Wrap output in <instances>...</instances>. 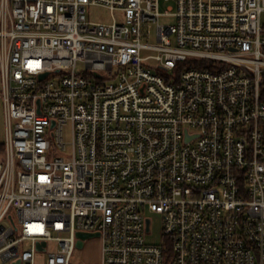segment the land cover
I'll return each mask as SVG.
<instances>
[{"label": "built area", "instance_id": "1", "mask_svg": "<svg viewBox=\"0 0 264 264\" xmlns=\"http://www.w3.org/2000/svg\"><path fill=\"white\" fill-rule=\"evenodd\" d=\"M161 1L0 0L3 262L264 264V0Z\"/></svg>", "mask_w": 264, "mask_h": 264}, {"label": "rangeland", "instance_id": "2", "mask_svg": "<svg viewBox=\"0 0 264 264\" xmlns=\"http://www.w3.org/2000/svg\"><path fill=\"white\" fill-rule=\"evenodd\" d=\"M170 7H173L172 10H170L169 8ZM161 11L163 13H167V15H163L161 18H160V23L161 24H164V25H173L176 23V19L175 17H173L172 15H170V13L172 12H175L176 11V1L175 0H169V1H166V0H162L161 1ZM89 18L92 20V21H95V22H111L112 21V13L110 10H108L107 8L105 7H99V6H94V7H91L89 9ZM262 24L264 26V13L262 15ZM151 28V32H152V35H151V38L149 40L150 43H155L157 41V38H156V35H157V24L156 23H153L151 24L150 26ZM79 70H83L84 69V66L82 64L79 65L78 67ZM5 135H6V125H5V116H4V110H3V105H2V102H1V99H0V145L4 143L5 141ZM71 125L68 124L66 127H65V138L66 140H70L71 139ZM150 217L154 220V225H155V233L156 231H158L159 229V225H160V220H159V217L154 215V214H151ZM152 234L151 235V238H154L156 239L157 241L160 240V237L157 236L156 234ZM99 237H93V238H90V239H87L86 240V243H90V248H91V254L92 252H96L98 247H97V242H99ZM55 246V244H50L49 245V249H53ZM85 250L86 248H77L76 249V252H75V255H74V258H73V264H79L83 259H84V256H85ZM44 253H40L39 254V258H38V262H42L43 261V258H44ZM0 264H10V262H3L0 258Z\"/></svg>", "mask_w": 264, "mask_h": 264}, {"label": "crops", "instance_id": "3", "mask_svg": "<svg viewBox=\"0 0 264 264\" xmlns=\"http://www.w3.org/2000/svg\"><path fill=\"white\" fill-rule=\"evenodd\" d=\"M97 251L96 252H92L91 254V248H90V243H86L84 245V249L85 250V256L84 259L79 263V264H101L102 263V243L101 240H99V242H97ZM75 255V253H74ZM74 258V257H73ZM72 264H73V259H72Z\"/></svg>", "mask_w": 264, "mask_h": 264}, {"label": "water", "instance_id": "4", "mask_svg": "<svg viewBox=\"0 0 264 264\" xmlns=\"http://www.w3.org/2000/svg\"><path fill=\"white\" fill-rule=\"evenodd\" d=\"M44 76V75H43ZM100 234L97 233H88V232H79L78 233V237H79V242H78V248H83L85 245V240L93 238V237H99ZM46 245L45 242H43L42 244H39L38 248L41 250L44 246ZM13 264H21L20 260H17L16 262H14Z\"/></svg>", "mask_w": 264, "mask_h": 264}]
</instances>
